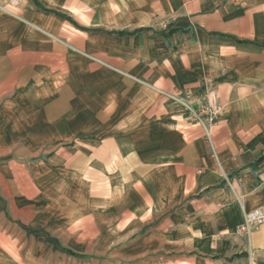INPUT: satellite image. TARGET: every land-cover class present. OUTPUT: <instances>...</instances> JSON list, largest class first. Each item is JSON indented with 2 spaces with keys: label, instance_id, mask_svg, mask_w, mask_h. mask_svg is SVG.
<instances>
[{
  "label": "crops",
  "instance_id": "0c3cea01",
  "mask_svg": "<svg viewBox=\"0 0 264 264\" xmlns=\"http://www.w3.org/2000/svg\"><path fill=\"white\" fill-rule=\"evenodd\" d=\"M263 158L264 0H0V264H264Z\"/></svg>",
  "mask_w": 264,
  "mask_h": 264
},
{
  "label": "built area",
  "instance_id": "2783aa9c",
  "mask_svg": "<svg viewBox=\"0 0 264 264\" xmlns=\"http://www.w3.org/2000/svg\"><path fill=\"white\" fill-rule=\"evenodd\" d=\"M16 2V0H12ZM169 22H163L161 24L162 29H167ZM196 96L190 93H184L181 97V102L186 110H188L196 124L204 126L206 135L210 137V128L215 123L217 116L221 111V106L213 101L209 96H206L205 100H202L196 107L193 106V102ZM263 166V167H262ZM264 169V158L262 163ZM264 174V173H263ZM264 224V205L254 210L247 212L243 223L238 227L237 234L250 237L252 232L259 226Z\"/></svg>",
  "mask_w": 264,
  "mask_h": 264
},
{
  "label": "rangeland",
  "instance_id": "374dc122",
  "mask_svg": "<svg viewBox=\"0 0 264 264\" xmlns=\"http://www.w3.org/2000/svg\"><path fill=\"white\" fill-rule=\"evenodd\" d=\"M195 122V121H194ZM196 123V122H195ZM207 136V135H206ZM208 137V136H207Z\"/></svg>",
  "mask_w": 264,
  "mask_h": 264
}]
</instances>
